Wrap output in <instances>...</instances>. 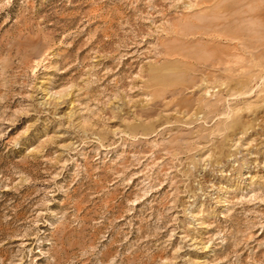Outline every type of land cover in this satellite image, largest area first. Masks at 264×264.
I'll return each mask as SVG.
<instances>
[{
	"label": "rangeland",
	"instance_id": "1",
	"mask_svg": "<svg viewBox=\"0 0 264 264\" xmlns=\"http://www.w3.org/2000/svg\"><path fill=\"white\" fill-rule=\"evenodd\" d=\"M0 264H264V0H0Z\"/></svg>",
	"mask_w": 264,
	"mask_h": 264
}]
</instances>
